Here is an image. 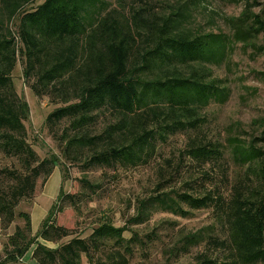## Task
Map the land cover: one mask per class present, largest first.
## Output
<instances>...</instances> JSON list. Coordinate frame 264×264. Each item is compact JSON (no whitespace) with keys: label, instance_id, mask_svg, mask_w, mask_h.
<instances>
[{"label":"trees","instance_id":"16d2710c","mask_svg":"<svg viewBox=\"0 0 264 264\" xmlns=\"http://www.w3.org/2000/svg\"><path fill=\"white\" fill-rule=\"evenodd\" d=\"M35 1L0 0V150L22 167L0 170V219L6 225L15 219L16 206L33 195L38 178L46 182L55 167L65 169L58 155L50 153L40 161L27 144L24 122L29 120V106L17 95L11 77L18 59L25 66L24 78L36 77L31 86L35 92L40 93L41 87L55 88L74 72L81 80L75 101L55 108L46 123L67 120L64 155L74 148L89 147L88 163L98 167L147 165L155 159L159 141L197 131L204 123L202 109L212 101H223L228 91L212 76L211 67L225 58L229 38L181 28L185 15L180 9L175 13L180 19L169 14L160 24H153L142 52L134 54L133 32L110 14L102 15L106 0H43L32 9L24 8ZM229 1L243 4L239 15L229 18L232 40L264 54V44H257L264 36V7L255 12V1ZM139 15L135 11L134 19ZM6 20L14 25L15 34L5 26ZM81 43H86L88 56L82 69H77ZM102 110L110 112L114 121L104 127V133L91 135L88 128L95 122V113ZM252 125L261 129L259 136L236 138L230 145L234 162L244 171L228 199L218 190L203 187L207 173L194 181L186 179L185 190L170 188L180 175L183 159L204 165L218 164L222 158L220 144L190 137L178 152L175 166L171 159L162 160L152 195L139 201L136 215L127 223L116 227L102 222L88 239L75 237L56 248L47 247L39 238L59 241L70 234L56 225V214L63 210L61 202L72 198L61 186L37 233L27 237L17 228L9 239L12 249L0 264L17 262L33 245L32 257L38 264H81L82 254L87 264H130L133 246L142 244L131 225L145 222L158 211L186 217L212 205L220 208L227 232L224 239L209 237L208 243L223 248L225 256L221 260L202 252L193 264H264V146L260 145L264 143V119H254ZM84 182L94 188L93 183ZM24 217L27 232L30 220ZM127 231L132 233L129 239L123 235Z\"/></svg>","mask_w":264,"mask_h":264},{"label":"rangeland","instance_id":"374dc122","mask_svg":"<svg viewBox=\"0 0 264 264\" xmlns=\"http://www.w3.org/2000/svg\"><path fill=\"white\" fill-rule=\"evenodd\" d=\"M42 1L36 0L34 5L28 4L24 8L32 9ZM252 1H255V12L264 7V0ZM242 8L243 4L229 0H148L146 3L138 0H106L102 15L110 14L118 24L128 27V32H133L130 34L133 37L131 42L134 54L142 52L140 50L146 45L145 36L153 31V24H160L169 14H173L172 19H180V16L175 15L178 9L185 15L181 28L199 31L201 34L221 33L229 38L225 58L211 67L212 76L228 88L224 100L212 101L202 109L204 123L197 131L177 133L169 136L165 142L159 141L157 155L147 165L129 168L120 165L93 166L88 163L92 153L89 147L74 148L66 157L63 149L68 139L65 130L69 128V122L62 120L51 125L46 123V118L55 108L75 101L74 94L81 80L75 72L67 74L55 84V88L50 90L41 87L38 93L31 88L36 77L32 75L25 79L24 63L21 58L17 60L11 77L17 95L24 97L29 106V120L24 122L27 144L40 161L50 153L58 155L65 165L67 176L64 178L63 170L55 167L46 182H42V177L37 179L33 195L16 206L13 222L6 225L0 219L1 260L12 249L9 239L17 228L23 230L27 237L37 233L61 186L72 198L61 202L63 210L56 214V225L67 229L70 234L59 241L39 238L47 247L56 248L75 237L88 239L92 229L102 222L108 221L116 227L124 225L136 215L139 201L152 195L162 160L171 159L175 166L178 152L185 147L190 137H199L204 143L210 141L220 144L222 158L218 164L210 161L204 165H198L188 158L183 159L180 175L169 185L170 188L185 190L186 179L194 181L207 173L203 187L218 190L224 199L229 198L232 186L243 178L241 176L244 171V167L234 162L231 156V142L236 138L248 140L259 136L261 129L253 126L252 121L264 119V54L254 47L236 43L231 38L229 18L238 16ZM135 11H139V16L144 19L138 16L135 20ZM5 26L15 34L14 25L6 20ZM257 44H264V36L259 37ZM85 48L86 43H81L77 69H82L87 61ZM43 59L45 62V57ZM38 65L36 71L39 70ZM113 121L110 112L99 111L95 113V122L88 128V132L100 135L104 133V127ZM67 132L72 135V131ZM260 145L264 146V143ZM3 168L22 170L16 159L6 156L0 150V170ZM86 180L93 183L94 188H89L84 182ZM220 211L214 205L192 211L186 217L158 211L145 222L131 225L130 228L138 234L142 244L133 246L135 249L130 264H193L195 256L202 252L222 260L224 249L212 247L208 243L209 237H226L227 227ZM24 215L30 220V231L27 232L24 229ZM123 235L126 239L132 237L128 231ZM34 249L35 245L22 259L8 264H38L32 257ZM87 263L88 258L82 254L81 264Z\"/></svg>","mask_w":264,"mask_h":264}]
</instances>
